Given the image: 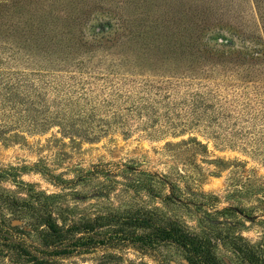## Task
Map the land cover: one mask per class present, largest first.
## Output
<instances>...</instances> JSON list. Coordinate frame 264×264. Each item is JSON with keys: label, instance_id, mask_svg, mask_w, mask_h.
<instances>
[{"label": "rangeland", "instance_id": "1", "mask_svg": "<svg viewBox=\"0 0 264 264\" xmlns=\"http://www.w3.org/2000/svg\"><path fill=\"white\" fill-rule=\"evenodd\" d=\"M16 74L42 114L0 120V224L99 221L127 244L57 264H188L136 251L140 218L264 264V0H0V80Z\"/></svg>", "mask_w": 264, "mask_h": 264}, {"label": "trees", "instance_id": "2", "mask_svg": "<svg viewBox=\"0 0 264 264\" xmlns=\"http://www.w3.org/2000/svg\"><path fill=\"white\" fill-rule=\"evenodd\" d=\"M15 77L17 79L15 83L6 79L4 82L0 80V120L15 115L22 118L26 114L29 117L34 112L42 114L32 107L25 106V99L22 98L25 96L21 85L22 77L19 74H16ZM2 123L1 129H4L7 121ZM29 123L38 125L37 121ZM39 123L45 127L52 125L48 120H42ZM21 140H25V138L19 133H15L9 138H3L2 142L9 145L16 144ZM135 224L144 229L153 228L149 236L147 234L137 235L138 242L135 250L140 253H147L151 250L154 242L158 241L180 248L186 254L188 264H225L216 257L211 243H206L199 237L190 234L177 222L157 228L148 223L145 218H140L136 219ZM29 227L30 230H25L20 227H7L0 224V253H5L4 258L8 257L10 264H57L58 261L80 257L83 254H98L124 249V246L127 245L125 240L118 237L117 233L106 236L98 232V229L102 227L99 221H89L64 228L54 222L50 214H46L40 216L36 223ZM38 231L42 233V241L40 243L30 242L31 232Z\"/></svg>", "mask_w": 264, "mask_h": 264}]
</instances>
